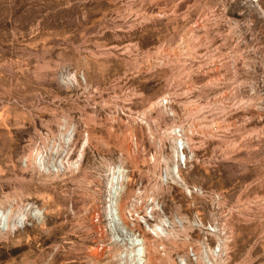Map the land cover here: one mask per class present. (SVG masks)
I'll use <instances>...</instances> for the list:
<instances>
[{"label":"rangeland","instance_id":"rangeland-1","mask_svg":"<svg viewBox=\"0 0 264 264\" xmlns=\"http://www.w3.org/2000/svg\"><path fill=\"white\" fill-rule=\"evenodd\" d=\"M175 215L264 264V0H0V264H176Z\"/></svg>","mask_w":264,"mask_h":264},{"label":"built area","instance_id":"built-area-1","mask_svg":"<svg viewBox=\"0 0 264 264\" xmlns=\"http://www.w3.org/2000/svg\"><path fill=\"white\" fill-rule=\"evenodd\" d=\"M168 102L170 103V98H165L164 104H168ZM188 193L190 195L208 196L212 199L213 203L217 205L224 202V196L217 192L207 194L200 188L195 187L193 189H188ZM208 229H210L211 232H209ZM222 229H224V225L217 222L216 219L212 223L206 225L197 216L192 220V223L189 222L188 218H183L179 215L172 216V235H175L177 231H182L184 232V236L180 239L182 241L186 240L189 243L184 252L180 250L179 246L173 247L176 264H228V250H224V247L221 245L225 240H220V242L213 247L209 243L210 234H222ZM161 230H163L162 227L158 229V233H160ZM190 230H192L193 233H199L203 236L197 246L193 245L191 241L193 233ZM198 246L199 249H197ZM214 249L216 250L215 252ZM200 253H202L203 260H199L198 254Z\"/></svg>","mask_w":264,"mask_h":264},{"label":"bare ground","instance_id":"bare-ground-1","mask_svg":"<svg viewBox=\"0 0 264 264\" xmlns=\"http://www.w3.org/2000/svg\"><path fill=\"white\" fill-rule=\"evenodd\" d=\"M48 166V165H47ZM111 189H110V195H109V203L111 204L112 203V201L114 200V197H115V190H114V188H115V186H114V182L112 181V183H111V187H110ZM124 206V205H123ZM28 217H29V215H23V216H21L19 219H18V223H16V222H12V218L10 217V215L9 214H7V215H5V218H4V220H5V222H6V224L8 225V228L11 230V231H16L18 228H21V227H23V224L25 223V221L28 219ZM165 222V221H164ZM163 222V223H164ZM166 223V222H165ZM164 223V224H165ZM162 227V224H160V225H155L154 226V228H152V231H153V233H155V234H158V229L159 228H161ZM163 231V230H162ZM161 233V232H160ZM144 249V248H143ZM227 249V247L226 246H224V250H226ZM145 250V249H144ZM90 252H92L93 254H92V256L94 255V256H99V253L97 252V251H90ZM214 252H215V250H214ZM148 254V253H147ZM141 258L139 259V261H140V263H142V264H145V259L143 258L144 257V253H142L141 254V256H140ZM198 257H200V260H203V256H202V254H198ZM142 261V262H141Z\"/></svg>","mask_w":264,"mask_h":264}]
</instances>
